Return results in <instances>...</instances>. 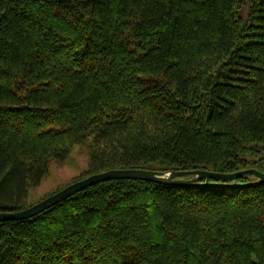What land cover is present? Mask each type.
I'll use <instances>...</instances> for the list:
<instances>
[{
	"label": "trees",
	"instance_id": "obj_1",
	"mask_svg": "<svg viewBox=\"0 0 264 264\" xmlns=\"http://www.w3.org/2000/svg\"><path fill=\"white\" fill-rule=\"evenodd\" d=\"M76 147L87 178L263 162L264 0H0V213ZM257 182L101 183L0 223V264H264Z\"/></svg>",
	"mask_w": 264,
	"mask_h": 264
},
{
	"label": "water",
	"instance_id": "obj_2",
	"mask_svg": "<svg viewBox=\"0 0 264 264\" xmlns=\"http://www.w3.org/2000/svg\"><path fill=\"white\" fill-rule=\"evenodd\" d=\"M243 177H254L258 179V184H264V173L256 169H249L234 174H223L209 171L173 172L161 173L144 169L114 170L97 175H93L84 180L74 183L68 188L51 196L38 205L30 207L17 213H0V223L16 222L32 219L65 200L81 193L95 185L111 181H144L167 186H192L205 181L209 185L212 180H219L224 183H236ZM248 184L245 186H251Z\"/></svg>",
	"mask_w": 264,
	"mask_h": 264
},
{
	"label": "rangeland",
	"instance_id": "obj_3",
	"mask_svg": "<svg viewBox=\"0 0 264 264\" xmlns=\"http://www.w3.org/2000/svg\"><path fill=\"white\" fill-rule=\"evenodd\" d=\"M89 162L87 149L76 147L66 161L52 163L49 175L43 180L42 184L38 188L30 190L28 207L38 205L75 182L86 179ZM256 163L252 168L264 173V161L258 160Z\"/></svg>",
	"mask_w": 264,
	"mask_h": 264
}]
</instances>
